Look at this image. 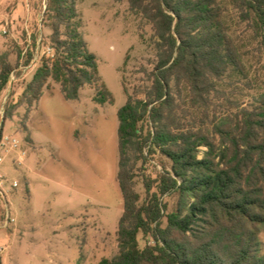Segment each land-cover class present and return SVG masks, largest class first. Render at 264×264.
I'll list each match as a JSON object with an SVG mask.
<instances>
[{
  "label": "trees",
  "instance_id": "obj_1",
  "mask_svg": "<svg viewBox=\"0 0 264 264\" xmlns=\"http://www.w3.org/2000/svg\"><path fill=\"white\" fill-rule=\"evenodd\" d=\"M44 1L54 58L39 61L23 90L28 106L50 79L67 100L98 82L76 0ZM231 1L257 43L260 69L246 63L226 0H127L151 25L155 55L151 69L138 70L144 83L124 86L117 112L123 213L117 254L99 264H264V0ZM13 71L1 55L0 93ZM95 100H111L103 85ZM9 117L5 109L3 122ZM165 197L175 199L170 211ZM139 233L153 244L140 248Z\"/></svg>",
  "mask_w": 264,
  "mask_h": 264
},
{
  "label": "rangeland",
  "instance_id": "obj_2",
  "mask_svg": "<svg viewBox=\"0 0 264 264\" xmlns=\"http://www.w3.org/2000/svg\"><path fill=\"white\" fill-rule=\"evenodd\" d=\"M226 5L231 31L241 52H248L246 63L260 69L256 41L237 17L235 3ZM42 10L43 0H0V56L7 54L14 67V79L0 93V264H99L117 254L123 213L117 112L126 103L124 86L131 92L143 84L138 70L152 67L155 50L147 43L152 28L127 0H76L98 82L67 100L50 79L39 101L28 106L22 92L40 64L21 68L24 58L17 50L25 46L27 32L32 42L38 30L49 40L48 22L38 27ZM101 85L110 101L95 100ZM5 109L10 117L3 122ZM149 172L155 171L149 167ZM136 190L143 198L139 181ZM165 199L172 210L174 197ZM259 237L264 250V231ZM137 240L140 248L153 244L142 233Z\"/></svg>",
  "mask_w": 264,
  "mask_h": 264
},
{
  "label": "built area",
  "instance_id": "obj_3",
  "mask_svg": "<svg viewBox=\"0 0 264 264\" xmlns=\"http://www.w3.org/2000/svg\"><path fill=\"white\" fill-rule=\"evenodd\" d=\"M44 8H45V1L43 0V9ZM41 18H42V13H41V16L39 19V24L41 22ZM28 52L31 53V59L29 61V64L21 65V68L34 67L37 63H39V61L42 58H54V50L48 42L44 41V38L42 36V33H40V30H38V34L36 36V40L34 43L31 40L30 32H27V36L25 38V46L23 47V50L21 53L22 57L24 58ZM10 79L11 80L14 79L13 72L10 75ZM11 143H12L13 147H15V148L18 147V140L17 139H14V138L11 139ZM22 154H24V152ZM2 160H3V158L0 157V164H1ZM0 178H1V174H0ZM13 186H17V183L14 182Z\"/></svg>",
  "mask_w": 264,
  "mask_h": 264
}]
</instances>
